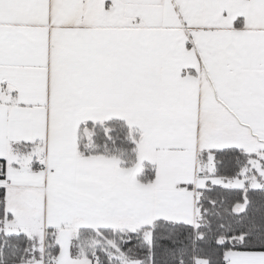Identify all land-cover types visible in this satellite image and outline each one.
Segmentation results:
<instances>
[{
	"label": "snow or ice",
	"instance_id": "obj_1",
	"mask_svg": "<svg viewBox=\"0 0 264 264\" xmlns=\"http://www.w3.org/2000/svg\"><path fill=\"white\" fill-rule=\"evenodd\" d=\"M0 264H264V0H0Z\"/></svg>",
	"mask_w": 264,
	"mask_h": 264
}]
</instances>
